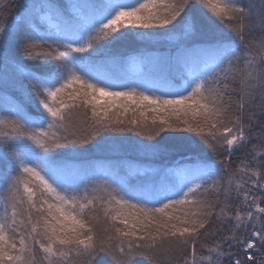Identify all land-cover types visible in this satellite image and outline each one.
Returning a JSON list of instances; mask_svg holds the SVG:
<instances>
[{"label": "snow or ice", "instance_id": "6c2138e0", "mask_svg": "<svg viewBox=\"0 0 264 264\" xmlns=\"http://www.w3.org/2000/svg\"><path fill=\"white\" fill-rule=\"evenodd\" d=\"M0 95V264H264V0H0Z\"/></svg>", "mask_w": 264, "mask_h": 264}, {"label": "trees", "instance_id": "16d2710c", "mask_svg": "<svg viewBox=\"0 0 264 264\" xmlns=\"http://www.w3.org/2000/svg\"><path fill=\"white\" fill-rule=\"evenodd\" d=\"M63 2V0H61ZM208 35H214L217 37H222L228 35L227 29L222 25L219 26V30L217 32H209ZM170 45L165 43L154 44L148 43L146 41L140 40L136 38L133 34L129 33V35L121 40L114 43L109 44L106 41H101L100 44L97 45V50L99 55L94 56L93 58L96 60H104L106 57H115L118 59L119 63L113 67L111 70L119 77L126 79L127 81H132L138 79L143 72L147 71V67L144 66L138 71H134L130 68V62L127 58L134 57L137 55H147V54H163L168 51ZM29 67H34V65L29 64ZM11 95H17L16 93H11ZM3 96L0 95V112L3 111L4 106ZM29 111H34L29 108ZM129 117L131 113L128 114ZM120 137L119 142L123 143L127 146H132L134 143L141 138L136 136L132 132H126L122 134H116ZM161 135H164L163 133ZM185 136L191 137L192 134L185 133ZM159 139V138H158ZM192 140H195V137H192ZM191 142V141H189ZM193 148H195V144H193ZM206 151L201 146L200 149H196L195 151H187L182 154L176 156L177 160L186 159V158H194L197 155H202L203 152ZM209 155H211L209 153ZM90 158L96 162V175L97 176H105L109 174L108 162L112 159H117V157L111 156L108 153H93L90 154ZM122 158H126L128 160H139L143 163H147V161L143 160V158L131 150L129 147V151H127ZM249 157L245 152H240L236 156L232 157V168H235L239 165L240 161L247 160ZM223 159V157H220ZM5 171V165L3 162H0V174ZM105 260L107 258L105 257Z\"/></svg>", "mask_w": 264, "mask_h": 264}, {"label": "rangeland", "instance_id": "374dc122", "mask_svg": "<svg viewBox=\"0 0 264 264\" xmlns=\"http://www.w3.org/2000/svg\"><path fill=\"white\" fill-rule=\"evenodd\" d=\"M197 20L203 21L205 24V31L207 33L209 32H217L219 30V26L213 22V20L210 18L209 14L206 13L203 9H200L199 6H197ZM130 68H132L134 71H138L142 68L141 65L138 63H131L130 62Z\"/></svg>", "mask_w": 264, "mask_h": 264}]
</instances>
